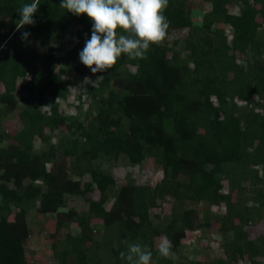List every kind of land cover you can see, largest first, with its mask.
Here are the masks:
<instances>
[{"label":"trees","instance_id":"obj_1","mask_svg":"<svg viewBox=\"0 0 264 264\" xmlns=\"http://www.w3.org/2000/svg\"><path fill=\"white\" fill-rule=\"evenodd\" d=\"M31 2L0 0V264H31L27 214L34 209L57 216L53 264H127L120 252L130 244L147 246L154 264H264V235L252 237L248 229L261 222L264 207V0H208L211 11L200 25L192 20L187 0H169L163 45L151 44L146 59L122 54L111 69L100 72L98 85L88 84L91 105L84 121L81 114H64L55 99L67 97L63 76L68 71L88 68L78 53L91 36V21L62 9L61 0H40L35 25L18 30L16 10ZM231 3L239 5L237 13L230 11ZM221 25L233 28L231 39ZM185 28L183 49L177 50L179 42L172 43L170 34ZM69 29H76L77 40L59 68L62 60L51 41ZM24 31L31 35L22 41ZM23 81V127L5 144L1 124L17 109ZM47 97L51 105L43 110ZM62 126L67 132L50 142L46 130ZM38 138L44 143L39 148ZM148 157L161 162L163 179L154 187L126 181L109 205L117 187L112 167L135 166ZM99 159L111 170L101 169ZM70 173L91 179L83 183ZM95 189L98 199L90 196ZM167 195L182 205L224 204L225 210L212 214L205 209L204 217L210 218L199 224L192 209L174 208L159 227L150 212ZM72 197H83L89 208H68ZM94 221L107 231L99 242ZM212 221L226 235V257L178 262L158 255L155 236L164 234L175 252L189 231ZM73 224L79 233L70 230ZM88 242L104 254L91 257Z\"/></svg>","mask_w":264,"mask_h":264},{"label":"rangeland","instance_id":"obj_2","mask_svg":"<svg viewBox=\"0 0 264 264\" xmlns=\"http://www.w3.org/2000/svg\"><path fill=\"white\" fill-rule=\"evenodd\" d=\"M230 11L237 13L239 11V5L237 3H231L229 6ZM187 8L191 13L192 20L195 24H202L204 15L211 11V5L208 0H187ZM225 27L228 37L231 39L233 37V28L228 25H221ZM189 32L188 28L173 30L170 34V40L172 43L178 41L179 44L174 45L177 50H182L184 46V39ZM262 37L264 38V29H261ZM77 40V31L69 29L62 35H55L52 38V44L56 47V56L60 57L62 63L59 68H63L66 64V56L72 46ZM33 44V43H32ZM38 48L40 44L37 43ZM240 60L243 59V55L238 57ZM130 70L134 71L136 68L134 66H127ZM65 84L68 87L67 97L65 99L57 98L55 99L60 103V110L67 116H77L81 114L80 120L84 121L86 119V114L91 105V99L88 96V84L98 85V82L102 78L100 73L93 74L89 68L85 69L83 73L75 71H68L64 76ZM28 77L27 79H29ZM85 78H88L85 80ZM25 81L20 82V87L17 91V97L19 99V105L17 109L7 115L3 119L1 127L5 132V144L8 142H13L11 135L17 133L22 127L23 122L20 118L19 113L23 110L25 106L24 96L26 93L23 91L22 85ZM48 103L43 107V110H48L52 97H47ZM255 102H262L260 97H256ZM240 106H246L245 102L239 101ZM67 132L66 128L62 126L57 131L46 130V134L51 137L50 142H56L58 137L62 133ZM41 139H36L35 145L37 148L43 145ZM101 169L111 170L109 163L105 159L97 160ZM112 173L117 179V187L111 192V198L109 199V205L113 203L116 197V192L119 190L120 186L125 184L126 181H132L138 185H150L156 186L164 177L163 166L161 162L155 157H148L142 163L135 166H129L121 163L115 167H112ZM72 178L76 180L81 179L82 182L89 181L91 179L89 174L82 176L74 175L70 173ZM38 183L41 184L40 181ZM225 190H228V185L225 182ZM91 198L98 199L100 197V192L95 189L90 193ZM183 203V202H182ZM74 207L78 211L83 212L89 208V202H87L83 197H72L68 202V208ZM174 208L178 211H183L185 208L192 209V214L198 217V223L207 221L209 218H205L203 211L209 209V212L222 213L225 210V205L208 207L203 202L186 201L183 205L177 202V200L171 196L167 195L164 199L159 200L156 207L151 209V219L154 225L163 226L165 222L169 221L170 214L173 213ZM67 210V208H63ZM261 222L257 225H251L248 227L252 237H257L261 234L264 235V207L261 209ZM211 215V214H210ZM14 218V213L10 215ZM27 219L29 221L30 236L26 244V254L27 259L31 264H53L56 262V257L54 256L53 245L56 242L53 233L56 229V214H39L36 209L31 210L27 214ZM213 220V219H211ZM102 223L96 221L93 222L92 232L94 237L98 242L103 240L101 237L102 233H106V228ZM74 234L80 232V229L73 224L70 229ZM165 237L164 234L154 237L155 246L157 247L161 238ZM63 238L59 236L58 239ZM226 235L218 229L217 224L212 221L210 226H197L192 232L189 231L183 240V244L178 251L173 252L175 259L178 262H188L196 259L212 260L217 257H226V253L223 247V241ZM58 242V240H57ZM90 256L94 257L96 252L99 254H104L102 247H97L96 245H91ZM243 261L241 260L240 263ZM246 264V263H245Z\"/></svg>","mask_w":264,"mask_h":264},{"label":"clouds","instance_id":"obj_3","mask_svg":"<svg viewBox=\"0 0 264 264\" xmlns=\"http://www.w3.org/2000/svg\"><path fill=\"white\" fill-rule=\"evenodd\" d=\"M169 0H61L60 7L69 13L86 15L92 24L91 36L85 40L78 53L80 62L93 74L111 69L122 54L130 59H146L151 44L162 46L170 21L164 15ZM40 0H32L19 7L17 29L35 25L34 14ZM31 34L21 33V40ZM88 78H85V80ZM170 239L163 237L157 245L158 255L175 260ZM153 253L147 246L128 245L127 252H120L127 264H154Z\"/></svg>","mask_w":264,"mask_h":264}]
</instances>
